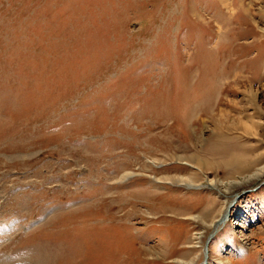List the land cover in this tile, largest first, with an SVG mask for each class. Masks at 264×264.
Here are the masks:
<instances>
[{
	"label": "rangeland",
	"instance_id": "374dc122",
	"mask_svg": "<svg viewBox=\"0 0 264 264\" xmlns=\"http://www.w3.org/2000/svg\"><path fill=\"white\" fill-rule=\"evenodd\" d=\"M0 264H264V0H0Z\"/></svg>",
	"mask_w": 264,
	"mask_h": 264
},
{
	"label": "bare ground",
	"instance_id": "6f19581e",
	"mask_svg": "<svg viewBox=\"0 0 264 264\" xmlns=\"http://www.w3.org/2000/svg\"><path fill=\"white\" fill-rule=\"evenodd\" d=\"M251 94L253 95V93L251 92ZM178 181H180V182H184L185 180L184 179H179ZM197 220V219H196ZM224 222V221H223ZM212 223V222H211ZM241 251V253H244V251H243V249H240ZM192 262V261H191Z\"/></svg>",
	"mask_w": 264,
	"mask_h": 264
}]
</instances>
